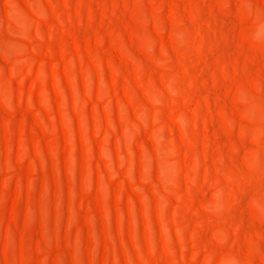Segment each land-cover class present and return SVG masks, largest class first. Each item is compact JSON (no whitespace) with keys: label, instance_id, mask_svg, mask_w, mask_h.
I'll return each mask as SVG.
<instances>
[{"label":"rangeland","instance_id":"rangeland-1","mask_svg":"<svg viewBox=\"0 0 264 264\" xmlns=\"http://www.w3.org/2000/svg\"><path fill=\"white\" fill-rule=\"evenodd\" d=\"M0 264H264V0H0Z\"/></svg>","mask_w":264,"mask_h":264}]
</instances>
